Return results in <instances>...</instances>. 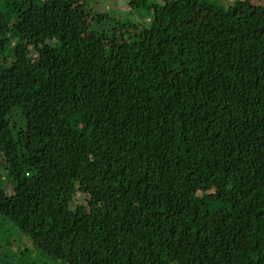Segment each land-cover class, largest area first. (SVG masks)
Instances as JSON below:
<instances>
[{"label": "trees", "instance_id": "16d2710c", "mask_svg": "<svg viewBox=\"0 0 264 264\" xmlns=\"http://www.w3.org/2000/svg\"><path fill=\"white\" fill-rule=\"evenodd\" d=\"M119 1L87 43L100 0H0V223L53 264H264V5Z\"/></svg>", "mask_w": 264, "mask_h": 264}, {"label": "rangeland", "instance_id": "374dc122", "mask_svg": "<svg viewBox=\"0 0 264 264\" xmlns=\"http://www.w3.org/2000/svg\"><path fill=\"white\" fill-rule=\"evenodd\" d=\"M88 3H96L97 0H87ZM213 1V0H209ZM236 0H217V5L222 6V8L229 7ZM122 3V5H121ZM253 3L257 5H264V0H254ZM93 14H88V17L85 20V33L83 35L84 40L88 43L90 41L91 32L89 28L93 29L92 19L96 13L108 12L114 14L117 18H126L131 15L129 6H127L123 1L119 0H100L99 4H96L93 7ZM120 12V13H119ZM144 13L151 15L150 10H146ZM138 16L135 19L142 21L143 13H138ZM148 16V17H149ZM108 24H102V27L105 28ZM11 192V189H10ZM79 193L76 196V200L81 201L85 198ZM2 223V224H1ZM0 223V264H53L52 261H49V258L40 253L33 243L22 235L17 227L10 221H3ZM11 238L12 244H8V239ZM17 240L19 243H16ZM29 255V256H28Z\"/></svg>", "mask_w": 264, "mask_h": 264}]
</instances>
